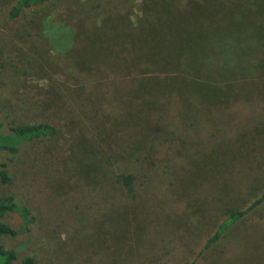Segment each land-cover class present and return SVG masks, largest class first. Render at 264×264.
Listing matches in <instances>:
<instances>
[{"label": "rangeland", "instance_id": "374dc122", "mask_svg": "<svg viewBox=\"0 0 264 264\" xmlns=\"http://www.w3.org/2000/svg\"><path fill=\"white\" fill-rule=\"evenodd\" d=\"M167 1L194 10L197 0ZM204 1L220 11L199 17L208 28L199 84L182 88L175 109L127 87L131 75L152 70L146 62L119 66L117 31L109 44L87 36L110 17L118 21L107 31L126 30L121 18L137 27L143 0H54L16 20L9 15L17 0H0V132L39 123L57 130L2 155L11 181L0 198L14 195L36 218L32 232L3 241L18 262L264 264V202L204 249L264 193V0ZM156 109L166 111L159 134L170 141L157 142L149 150L156 165L142 168L134 124ZM119 163L144 183L125 203L108 187ZM3 222L18 228L20 218Z\"/></svg>", "mask_w": 264, "mask_h": 264}, {"label": "trees", "instance_id": "16d2710c", "mask_svg": "<svg viewBox=\"0 0 264 264\" xmlns=\"http://www.w3.org/2000/svg\"><path fill=\"white\" fill-rule=\"evenodd\" d=\"M52 1L54 0H17L15 6L11 9L10 19L16 20L25 11L46 6ZM168 2L167 0H143L141 7L143 14L138 21L137 27L127 23L126 19L121 18L119 24H124L122 27L127 28L126 30L107 31L105 26L107 27L109 21L112 24L113 22L116 24L115 18L118 21L117 17H110L102 21V27L91 28L92 30L87 33V36L90 37V40L92 39L91 42L99 38L98 41L109 44L111 33L117 31V35L111 43L120 41L119 46L115 48V51L120 54L119 58H117L118 60L120 59L119 66L129 69L130 66H143L142 63L146 62L150 64L148 68L152 70L150 73L146 70L145 74L131 75L132 79L127 87L130 86L129 88L136 90L140 94V100L147 95L146 97H149L152 100V104H154L153 106H157V108H160V106L161 108H167L168 102H170L176 109L180 107V97L177 94H180L183 90L182 88L199 84L200 71H202L199 59L202 58L207 47L205 39L208 31V28L201 24L200 18H203V15L206 14L204 10L207 13H216L219 9L208 6L204 0L193 2L194 10L191 8L173 9L172 4ZM110 52L108 56L111 58L117 56L116 52ZM126 53L129 58L122 56ZM163 72H166V74ZM123 81L126 82L127 79H123ZM162 111H165V109H162ZM162 111L158 110L155 112L149 121L150 123L143 117L134 124L140 123L137 126V130H142L139 133H141V138L144 139L138 141L139 148L135 149L137 155L134 156V159L136 157L142 168L150 166L151 163L156 165L155 157L150 154L149 150L155 151L157 142L160 141V143L164 144V142L170 141L168 134H159L162 131L159 126L163 119L166 120V114H162ZM147 123L149 126L146 125ZM152 123L155 124V128L152 130L155 131L157 129L158 133L149 130ZM0 128H3L2 123H0ZM56 134V128L48 123L11 126L8 132H0V185H6L11 181L8 165L2 161L3 153H8L10 157L16 156L20 153L23 145L52 139ZM150 139L152 140L151 146L147 145L146 142V140ZM131 169L129 165L124 166L119 163L115 173L110 175L108 179L109 189L115 199L122 203L136 197L138 192L144 187L138 172L136 174ZM263 202L264 193L248 209L232 213L207 241L204 248L205 251L210 250L222 239L225 231H227L229 222L246 217ZM8 214L17 215L20 218L18 228H13L3 222V219ZM35 223L36 218L31 210L18 203L14 195L0 198V258L3 264H36L32 257H27L22 262H18L17 252L7 250L3 243L4 239L17 238L32 232V227ZM185 264H199V262L197 259H192Z\"/></svg>", "mask_w": 264, "mask_h": 264}]
</instances>
